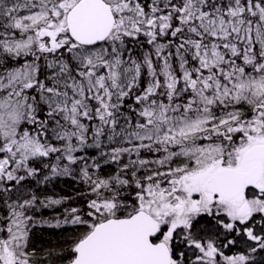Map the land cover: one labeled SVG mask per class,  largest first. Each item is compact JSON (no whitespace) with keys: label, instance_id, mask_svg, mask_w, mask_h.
<instances>
[{"label":"snow or ice","instance_id":"1","mask_svg":"<svg viewBox=\"0 0 264 264\" xmlns=\"http://www.w3.org/2000/svg\"><path fill=\"white\" fill-rule=\"evenodd\" d=\"M0 264H264V0H0Z\"/></svg>","mask_w":264,"mask_h":264},{"label":"trees","instance_id":"2","mask_svg":"<svg viewBox=\"0 0 264 264\" xmlns=\"http://www.w3.org/2000/svg\"><path fill=\"white\" fill-rule=\"evenodd\" d=\"M79 187L78 185H72L69 187V184L63 181L57 182L55 186H49L48 189V195H52L54 197L69 195V196H75L76 193L74 191L75 188ZM55 210H43L42 215L47 218L53 215V212ZM63 230H57V229H50L47 227L44 228H36L34 229V236H33V243L37 249H41L40 255H43L44 252L49 247H55L58 244L63 243L64 241V235H62Z\"/></svg>","mask_w":264,"mask_h":264}]
</instances>
